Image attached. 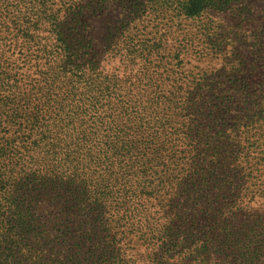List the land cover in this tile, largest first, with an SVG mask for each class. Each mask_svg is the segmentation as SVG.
Instances as JSON below:
<instances>
[{"label":"trees","instance_id":"obj_1","mask_svg":"<svg viewBox=\"0 0 264 264\" xmlns=\"http://www.w3.org/2000/svg\"><path fill=\"white\" fill-rule=\"evenodd\" d=\"M111 2L134 25L144 15V0H0V264H264V226L237 223L250 200L214 185L218 166L253 180L257 166L240 164L242 142L223 156L227 136L194 133L217 100L158 82L164 41L144 59L122 19L102 51L93 23ZM230 2L177 11L198 20Z\"/></svg>","mask_w":264,"mask_h":264},{"label":"rangeland","instance_id":"obj_2","mask_svg":"<svg viewBox=\"0 0 264 264\" xmlns=\"http://www.w3.org/2000/svg\"><path fill=\"white\" fill-rule=\"evenodd\" d=\"M177 1L144 0L145 7H142L144 15H141L135 25L134 22L138 19L128 18L131 15H125L123 9L111 2L108 9L94 20L95 37L103 46L104 38L110 34L112 28L120 25L118 23L120 20H125L130 24L128 26L133 24L132 29L125 30L124 37L127 40L138 38L142 40L144 59L148 54L147 46L165 42L163 44L166 52H163L162 56L164 54L168 56L169 59L165 60L171 66L164 65L156 70L160 84L162 78L165 87L187 85L189 89L192 88V92L195 89L205 94L207 92L209 99L214 97L217 100L216 103L210 101L212 120L207 119L204 122L200 116L195 117L194 133L210 138L215 134L227 136L218 141L219 146L221 142L226 145L219 150L223 156L231 154L236 145L242 142L243 146L238 150L247 155L243 156V162L240 164H246L248 160L246 156H249L253 160L252 164L257 166L254 167L253 174L262 176L257 180L249 179L251 175L247 172L244 179H233L230 175L240 170L230 166L224 172L226 168L218 166L219 175L214 185L227 183L228 186H224L222 195L217 189L212 194H219L226 200L236 192L242 191V197H246L245 203L250 201L237 223L241 225L247 222V225H253L258 222L264 226V166L254 164L264 159V112L260 111L261 109L264 111V102L260 103L259 98L264 97V91H261L264 87V49L260 52L261 42L264 40V0L230 2L227 11H208L198 20L180 17ZM180 46L188 48V51L181 52V66L172 60ZM103 50L105 45L102 47ZM150 51L152 52L151 48ZM156 58L158 62L162 60L157 54L152 56L153 60ZM112 63L113 61H109L107 69L110 70ZM151 67L152 65L144 64V72ZM247 89L250 90L249 98L242 93H247ZM244 108L251 110L248 119L250 118L252 122L244 119L246 115ZM201 113L203 115L205 112ZM240 122L248 123V135L240 134ZM218 263H220L218 259L207 262ZM144 264H148V259Z\"/></svg>","mask_w":264,"mask_h":264}]
</instances>
